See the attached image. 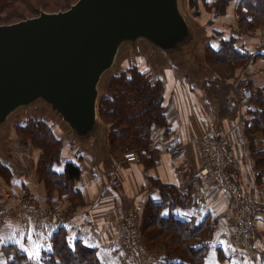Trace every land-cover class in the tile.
<instances>
[{"label":"trees","instance_id":"16d2710c","mask_svg":"<svg viewBox=\"0 0 264 264\" xmlns=\"http://www.w3.org/2000/svg\"><path fill=\"white\" fill-rule=\"evenodd\" d=\"M77 1L0 0V23L13 24L38 17L42 12L66 11ZM235 1L239 32H232L227 37L222 30L216 29L215 34L221 38L220 46H206L205 62L215 78L237 82L246 89L254 90L252 99L244 106L245 134L256 169V180L261 185L264 182V84L257 87L255 76L252 77L246 67L252 60L264 61V46L261 48L259 39L260 32L264 29V0H215L211 5L207 0H189V5L191 9L200 10V5L205 4L210 11H215L216 16H225ZM240 36L256 39V50L253 52L249 47L248 50H240L237 46ZM99 114L103 124L109 128L110 147L115 154L124 155L127 150L135 151L141 156L144 165L154 166V130L162 129L166 134L171 130L164 81L161 77L139 63L124 68L109 82L106 95L101 97ZM56 126L43 119L29 118L25 124L17 125L15 130L18 138L22 140L23 148H26L22 151L34 148L40 152L36 160L35 174L46 190L49 207L59 198L68 202L70 208H75L85 205L83 194L77 188V182L82 175L79 162L83 158L81 155L77 161L69 159V156L73 157V153H76V146L67 142ZM71 147L74 149H70ZM68 148L73 153H66ZM234 174L241 183L237 174ZM0 178L7 185H12L15 178L11 167L6 166L1 158ZM159 189L161 199H150L142 217L137 214L140 236L143 245L150 251L151 264H212L211 261H214L213 264L249 263L243 259L245 251L238 248L234 241L233 249L225 250L223 246L214 248V235L218 224L210 214L200 223L185 220L178 215L179 208L192 204L194 196L191 190L181 194L173 186L160 185ZM250 207L254 209L253 206ZM9 221L13 223V219ZM118 235L119 231V245ZM254 237L264 244V234L262 239L257 234ZM2 251L0 264H107L101 260L96 248L70 234L65 227H58L54 231L49 246L39 255L35 254L34 259L22 253L16 242H7ZM213 255L216 257L214 260Z\"/></svg>","mask_w":264,"mask_h":264},{"label":"crops","instance_id":"0c3cea01","mask_svg":"<svg viewBox=\"0 0 264 264\" xmlns=\"http://www.w3.org/2000/svg\"><path fill=\"white\" fill-rule=\"evenodd\" d=\"M167 58V65L161 67L159 76L164 81L171 130L167 134L162 129L154 130V166L148 167L141 161L129 162L123 155L115 154L110 147L108 131L102 139L91 143L71 138L76 153H73V157L69 156V159L77 161L81 155L83 158L79 162L82 175L77 188L83 194L85 205L70 208L68 202L56 198L52 207H49L44 186L40 192L31 189L30 194L40 198V204L48 209L41 210L48 217L33 215L35 217L32 216L29 223L31 215H27L22 230L11 222L0 226V259L3 257V245L17 240L39 255L49 246L54 231L58 227H65L70 234L96 248L101 260L107 264H136L138 259L135 254L122 250L118 245V223L131 208L142 217L150 199H161L160 185L173 186L181 194L191 190L193 205L179 208L178 215L185 220L200 223L210 214L218 224L214 248L223 246L225 250L233 249L231 215L236 209V203L224 188L209 178L199 176L202 167L201 140L205 134L227 136L229 143L221 156L233 161V172L245 190V205L253 206L256 211L255 235L262 239L264 182L261 185L257 183L256 169L245 134L244 107L233 96L237 82L226 83L215 78L205 62V53L202 65L207 77L203 81L201 79L199 84L192 83L195 75L191 71L194 69L192 56ZM112 171L121 178L120 189L110 183ZM257 250H260L258 246ZM212 253L215 251L212 250ZM215 258L213 255L212 259Z\"/></svg>","mask_w":264,"mask_h":264},{"label":"water","instance_id":"95a60500","mask_svg":"<svg viewBox=\"0 0 264 264\" xmlns=\"http://www.w3.org/2000/svg\"><path fill=\"white\" fill-rule=\"evenodd\" d=\"M171 58L199 44L181 0H78L66 11L0 24V126L38 101L83 143L96 142L103 76L124 45Z\"/></svg>","mask_w":264,"mask_h":264},{"label":"rangeland","instance_id":"374dc122","mask_svg":"<svg viewBox=\"0 0 264 264\" xmlns=\"http://www.w3.org/2000/svg\"><path fill=\"white\" fill-rule=\"evenodd\" d=\"M214 1L215 0H207V3L208 4L210 3L211 5ZM236 4L237 1L232 3V5L228 10L227 15L216 16L215 11L214 10L210 11L208 6L206 7L205 4H201L200 10H197L190 8L189 0H181L182 11L184 15L187 17L189 23L191 24L196 40L199 42L196 50H195V46L194 47L191 46L189 49H187V53H189L188 55H190V57L192 56L194 60L193 61L194 69L191 68L193 69L191 71H194L195 73V75H193L192 77V83L199 84V82H201L200 81L201 79L203 81V79L207 77V74L203 69L204 67L202 65V60L207 45H213L215 47L220 46L219 39L221 38L215 34V30L216 29L222 30L225 36L227 37H230V34L232 32H236L238 34L239 20L235 10ZM5 25H9V24H5ZM263 32L264 29L262 30V32H260L261 34L260 33L259 34L263 36ZM258 35H256L255 37H258ZM240 37L241 38H238V43H237L238 48L240 50H244V49L248 50L249 47L251 51L254 52L255 46L258 45L257 40L250 37H242V36ZM260 46H261V40H260ZM262 47L263 46H261V48ZM167 57L168 56L166 53H164L163 51L153 50L150 44H147V42L145 41H142L140 43L138 49L133 48L129 44L124 45L118 54L113 69L107 72L102 78V81L99 85V89L101 93L100 98L106 95L107 86L109 82L112 80V78L124 68L134 65L135 63H139L141 65H144L145 67H149L151 73L159 76L161 72L160 71L161 67L167 65V61L169 60V58ZM246 70L247 72H249V74L252 77L255 76L254 81L257 87H260L261 85L264 84V61L252 60L246 67ZM226 83H232V82H226ZM236 85L237 88L234 89L233 96L235 97V99L236 98L238 99V103H239V100L243 96L244 91L249 89H246L238 84ZM250 91L253 94L254 90H250ZM243 107L244 106L242 105V108ZM243 110H244L243 113L245 114L246 108H244ZM29 118L43 119L50 122L51 124L53 123L57 125L60 135L64 137L65 140H67V142L68 141L72 142L73 140L71 138L75 137L72 134L69 127L66 124H64L58 118V116H56V114H54L51 107L44 101H38L30 107L22 108L18 110L16 113L10 116L8 122L5 125L0 126V158L6 166L11 167L15 175V181H13L12 185L4 184L0 180V226L6 225V223H10L11 221L9 220L13 219V223L11 224L14 225L16 223L20 228V230H22V228L25 226L26 223V220L24 224H21L18 221L19 219L18 217L20 213H23V216L25 218L27 217V215H31L28 219L29 223L31 221V217L33 216V214L31 213L27 214L26 212H23L25 206H27L28 208H34L40 210L45 209L42 208V205L40 204V198L30 194L31 189H38V192H40L43 188L42 184L39 182L35 174L36 160L37 157L39 156V153L35 151L36 149L34 148H29L31 150L22 151L26 148H23L21 144L22 140L18 138V135L15 130L17 125L25 124ZM107 131L109 135V128L106 127L104 124H102L99 132L101 139L103 135L107 134ZM74 139L77 138L75 137ZM67 146L68 144L66 145V147ZM70 149H74V148L71 147ZM70 149L69 148L66 149L67 150L66 153H73V151ZM128 151L129 150H127L126 152ZM126 152H124V154ZM124 156L125 155H123V157ZM7 187H9V189ZM14 200L18 202L14 203ZM37 218L36 220L40 222L39 218L38 219ZM255 233L256 232H254V234ZM254 240L255 243L257 242V246L260 249L258 250L259 252L257 256L251 257V255H249L245 251L246 256L244 253L243 259L249 262V263L245 262L246 264H264V244L261 243L260 240H256V238ZM133 254H135V256L138 259L137 260L138 263L136 264H140L138 255L136 253Z\"/></svg>","mask_w":264,"mask_h":264},{"label":"built area","instance_id":"2783aa9c","mask_svg":"<svg viewBox=\"0 0 264 264\" xmlns=\"http://www.w3.org/2000/svg\"><path fill=\"white\" fill-rule=\"evenodd\" d=\"M261 45L264 46V32L260 35ZM253 94L250 90H246L239 100L241 105H247L252 99ZM227 136H211L203 135L201 140L202 145V167L199 171V176L209 177L212 181L224 188L236 203V209L231 215L234 222L233 240L238 248L246 251L251 257L258 254L257 246L254 238L256 225L255 210L245 205L246 194L242 184L236 180L233 172L234 164L230 159H224L221 152L228 146ZM145 154V153H143ZM125 159L129 162L141 161V156L135 151H128L124 154ZM110 183L115 188L122 187V181L119 175L115 172L110 173ZM18 201L14 200V203ZM34 208L24 207L23 212L27 214L38 215L41 218L48 217L43 211ZM18 221L24 224L26 218L23 213H20ZM119 247L128 252L136 253L139 257L140 264H151L150 251L143 245L140 236V228L137 220V213L134 208H131L124 218L120 221L119 226Z\"/></svg>","mask_w":264,"mask_h":264},{"label":"snow or ice","instance_id":"6c2138e0","mask_svg":"<svg viewBox=\"0 0 264 264\" xmlns=\"http://www.w3.org/2000/svg\"><path fill=\"white\" fill-rule=\"evenodd\" d=\"M15 242H16V244L18 245L19 250H20L22 253L28 254L30 259H34V258H35V252H34V251H30V250H29L28 248H26V247L24 246V244L21 243V241H19V240L15 241Z\"/></svg>","mask_w":264,"mask_h":264}]
</instances>
